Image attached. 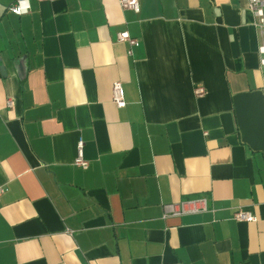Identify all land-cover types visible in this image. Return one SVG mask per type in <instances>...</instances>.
Listing matches in <instances>:
<instances>
[{"label":"crops","instance_id":"1","mask_svg":"<svg viewBox=\"0 0 264 264\" xmlns=\"http://www.w3.org/2000/svg\"><path fill=\"white\" fill-rule=\"evenodd\" d=\"M15 1L0 0V264H264V35L248 0H30L21 17ZM201 198L208 212L164 219Z\"/></svg>","mask_w":264,"mask_h":264},{"label":"built area","instance_id":"2","mask_svg":"<svg viewBox=\"0 0 264 264\" xmlns=\"http://www.w3.org/2000/svg\"><path fill=\"white\" fill-rule=\"evenodd\" d=\"M120 5L123 10H131L136 13L140 12V0H120ZM248 7L255 17L256 28L259 30L260 35H264V0H248ZM31 8L32 6L30 0H16L8 7V12L12 15L21 17L28 15L31 12ZM117 41L120 43H126L129 46L128 53L130 56L133 55V49L140 45V42L137 39L132 38L128 32H122L118 34ZM258 53L260 56V65L264 67V43L259 46ZM196 92L202 94L205 92V90L203 87H198ZM113 102L119 109H122L126 106L125 91L123 85L120 82L114 83L113 85ZM9 105L12 106L13 103L9 102ZM74 165L82 169H88L89 167V161H87L84 156V144L82 141H79L78 152L74 161ZM4 192V188L0 187V200ZM163 208L164 219H168L170 217L201 214L209 211L208 201L202 198L165 205ZM234 219L238 222L248 223L254 222L256 220L255 216L251 212L245 211L243 209H239L235 212Z\"/></svg>","mask_w":264,"mask_h":264}]
</instances>
